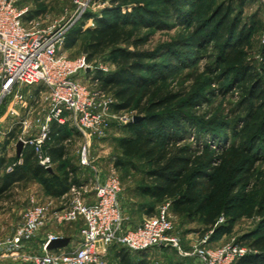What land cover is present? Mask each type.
Segmentation results:
<instances>
[{
    "label": "trees",
    "instance_id": "trees-1",
    "mask_svg": "<svg viewBox=\"0 0 264 264\" xmlns=\"http://www.w3.org/2000/svg\"><path fill=\"white\" fill-rule=\"evenodd\" d=\"M111 1L115 4L130 0ZM207 1L162 0V12L140 7L132 15L115 14L119 12L117 8L107 9L96 20V27L85 31L89 37L86 59L90 63L107 56L116 70L97 71L93 80L97 81L101 91L113 96L116 112L134 111L136 116L143 115L142 121L128 123L124 127L127 135L117 140L122 159H140L147 166L140 185L142 195L154 204L169 203L174 216L197 223L202 228V235L212 231L211 239L231 232V225H218L220 218L232 224L243 216L256 215L261 219L260 226L242 240L250 251L236 264H264V184L253 185L257 164L264 161V117L257 115L259 110H264V51L258 67L248 65L251 35L241 23L244 3L232 17L234 11L230 6L223 3L206 6ZM84 18L86 15L81 22ZM172 20L178 25L194 24L195 32L204 33L209 29L196 43V51L204 52L208 48L214 51V63L206 71L215 77L214 81L227 82L221 87L220 94L238 89L239 106L244 115L227 125L232 136L243 133L236 146L223 147L226 137H218V133H212L207 127H198V132H211L216 148L202 145L200 137L194 147L183 143L187 133L184 126L187 123L194 126V123L189 112L180 109L183 106H179L180 99L185 97L182 104L190 110L210 101L213 91L207 97L203 88L187 95L164 92L162 85L144 75L157 66L149 63L157 53L145 49L152 34L141 36L138 30L128 27L138 25L160 31L167 29ZM81 24L77 23L68 32L65 49L77 44L82 36ZM240 122H243L242 130L237 127ZM64 129L57 126L52 129L49 155L52 161L59 160L53 172L40 167L30 149L25 150L22 164L11 172H5L7 160L0 157V202L13 195L8 193L13 187L27 181L39 182L52 197L65 195L71 185L81 186V180L76 177L77 167L62 160L65 153L63 140L67 136L63 134ZM153 131L157 133L153 134ZM259 144L261 147L258 148ZM117 166H123L122 161L119 160ZM154 212L151 205L145 215L153 217ZM121 250L124 251L119 256L122 264H134L129 254L132 252ZM146 254L135 253L139 259L137 264H145Z\"/></svg>",
    "mask_w": 264,
    "mask_h": 264
},
{
    "label": "built area",
    "instance_id": "built-area-1",
    "mask_svg": "<svg viewBox=\"0 0 264 264\" xmlns=\"http://www.w3.org/2000/svg\"><path fill=\"white\" fill-rule=\"evenodd\" d=\"M86 1L87 4H83ZM92 0H75V11L40 27L37 17L25 19L27 9H19V0H0V107L10 99L6 118L9 130L0 129V157H9L11 149L16 161L7 168L11 172L23 162L30 149L37 164L52 170L49 155L54 126L68 127L85 138L103 139L110 128L113 104L106 93L83 84L84 74L91 69L85 59L67 60L60 54L68 32L85 16ZM260 5L264 23V0ZM88 81L97 82L93 77ZM136 114L123 119L126 126ZM18 138L10 139L15 128ZM4 138L8 144H4ZM22 143L19 155L16 145ZM80 166L88 169L92 191L84 193V185H71L60 206L33 203L22 210L14 233L0 242V264H106L109 248L119 247L129 252H148L168 247L181 253L180 239L174 235L169 219V203L158 208V214L135 227L127 225L122 205V185L115 171L103 172L87 158L85 150ZM92 197V198H91ZM90 200V202H89ZM62 207V208H61ZM82 223L81 242L68 250H48L51 241L59 237L52 231L65 224ZM45 235L40 252L29 253L26 246ZM203 264H236L249 251L238 246L215 252L195 251ZM189 256L188 253H182Z\"/></svg>",
    "mask_w": 264,
    "mask_h": 264
},
{
    "label": "rangeland",
    "instance_id": "rangeland-1",
    "mask_svg": "<svg viewBox=\"0 0 264 264\" xmlns=\"http://www.w3.org/2000/svg\"><path fill=\"white\" fill-rule=\"evenodd\" d=\"M162 0H130L127 3H115L111 0H92L89 3V8L86 12V17L79 20L78 23L82 27V36L79 38L77 44L70 49L63 47L60 54L67 60L74 61L78 59H85L87 62V50L88 35L87 29H93L96 27V20L103 16L104 11L107 9L117 8L118 13L115 14H135L140 7L147 9H154L162 12L163 5ZM223 3L225 6H230L234 11L232 17L238 14L239 6H242L241 23L243 27H246L247 32L251 35L250 45L251 49L248 52V58L246 62L248 65L258 67L262 60V53L264 51V23L263 13L260 5L255 0H208L206 6L212 5L213 7ZM83 4H87L83 1ZM19 9H27L28 13L25 19L38 18L40 27H46L49 24L59 21L61 19H68L75 11V0H19L17 3ZM85 17V16H84ZM128 28L138 30L141 36L152 34L151 41L145 46L148 51H153L156 54V58L149 63L157 64L148 75L155 83L162 85L164 92H176L181 94H188L193 90H204V94L210 95V91H213L211 100L207 103L195 106L192 109L182 104L185 97L180 99V104L183 105L180 109L189 112V115L193 121L194 126H190L188 123L184 126L186 133V140L183 143L192 145L193 147L198 145L196 143L197 137L201 138L202 145H209L211 148H216L214 141L212 140V133H218V137H226L223 147H231L237 145L239 139L243 137V133L238 137H234L230 133V128L227 125L238 116L243 117V110L239 106V92L235 88L229 93L220 94V89L227 82L222 83L221 80L214 81V76L207 73L206 68L211 67L213 62V54L210 48L207 51H196V43L200 41L204 33L195 32V25L184 26L178 25L174 20L168 22V28L164 30H154L140 27L138 25H130ZM91 73L84 74L86 80H82V77H78L85 86L100 90L97 82L88 81L97 71L103 73L115 71L116 67L108 60L107 56L96 58L92 62L88 63ZM206 81L209 84H206ZM209 91V92H208ZM108 99L113 104L110 117V128L106 132L103 139H90L85 138L81 134L75 135V140L69 143V164H72L79 169L78 176L84 185V193L88 194L92 191V186L89 182L91 172L87 169L84 170L80 166V158L85 150L86 156L90 161L94 162V165L102 169L103 172L115 171L119 177L122 185L132 187L136 184L137 187L142 185V179L146 172L147 166L140 159H122L120 150L118 148L117 140L123 136H126L124 131L123 119L128 118L131 114H136L134 111H119L114 110V104L116 103L113 96L106 94ZM10 99H6L0 107V129L2 132L9 130V122L6 118V110L8 108ZM260 118L264 117V110L257 112ZM143 117V115H140ZM198 127L210 128L208 134H202L198 132ZM238 130L243 129V122L238 125ZM21 133V129L18 127L11 132L10 139H17ZM157 133L156 131L152 132ZM210 133V134H209ZM226 136H222V135ZM4 144H8V140L4 138ZM261 144L258 145V148ZM257 150H254L256 153ZM6 158V168L12 166L16 161L15 156L10 149L9 157ZM122 161L123 166L118 167L117 163ZM257 171L254 177V184H264V161L257 164ZM4 172V171H3ZM40 183L37 181L22 182L17 187L18 192H15L12 196L7 197L4 203L0 204V242L5 238L12 235L11 223L15 220L19 213L20 205L24 202L27 205L33 203L49 205V210L52 211L55 206H60L59 201L50 197L47 194H42L40 190ZM259 187V186H258ZM9 193V192H8ZM162 206V205H161ZM159 206L158 208H160ZM158 209L155 210L154 216L158 214ZM170 208L168 209L169 219L174 225V235L180 239L181 253L172 248H154L147 252L144 258L145 264H203L199 259L195 251H208L215 252L225 247L238 246L240 248L250 251L248 245L245 244L243 238L250 235L260 226L261 219L253 214V216H243L237 219L234 223L228 224L225 218H220L218 225L228 227L231 225V232L220 234L211 239L212 231H208L202 235V228L195 222L190 223L181 219H174L170 214ZM127 216V215H126ZM130 217V216H129ZM128 218V217H127ZM150 217H143L137 212V215L131 216L127 219V225L129 227H135L140 225L143 221ZM65 226V225H64ZM63 226L57 228L54 227L52 231L57 233H65L70 235H78L82 223L78 221L71 228ZM192 235L189 236L190 233ZM198 232V240L195 238V233ZM188 233V234H187ZM187 236V237H186ZM184 238V239H183ZM105 262L106 264H122L120 255L124 254V251L119 247L109 248L107 251ZM182 253H188L189 256H185ZM132 255L131 259L134 264H137L139 260L135 253H129Z\"/></svg>",
    "mask_w": 264,
    "mask_h": 264
},
{
    "label": "crops",
    "instance_id": "crops-1",
    "mask_svg": "<svg viewBox=\"0 0 264 264\" xmlns=\"http://www.w3.org/2000/svg\"><path fill=\"white\" fill-rule=\"evenodd\" d=\"M65 128L66 129H64L63 134H66L67 136H66L65 140H63V146L65 147V151H64L65 153H64V155L62 157V160H66L67 163H69V161H70V159H69L70 158V155H69V146H70V144L69 143H72V141L75 140L74 139L75 135L76 134H80V133H78L77 131H74L73 129H70L68 127H65ZM55 161L56 162L53 161L54 162V166H53L51 172L55 171L56 168H57L59 160L57 161V159H55ZM78 173H79V169L77 167L76 177L80 179V177L78 176ZM40 190H41L42 194H47L41 185H40ZM10 192L12 194H14L15 192H18L17 187H13L9 191V193ZM63 196L54 197V199L59 201V200L63 199ZM50 197H52V196H50ZM121 199H122L123 208L125 210V213H126L128 219H130L131 216L137 215V212L140 213L143 217H148L147 215H145V211H147L149 206L153 205L154 206V210H157L158 207L161 206L160 204H154L152 200H149L148 198L143 196L141 191H140V186L137 187L136 184L133 187H132V185L131 186H129V185L128 186H124V188L122 190V194H121ZM63 200L68 205L69 199L66 197ZM89 202H90V200H89ZM1 203H4V202H0V204ZM20 206L21 207L19 209L18 215L16 216L15 220L13 221V223H11V232H12V234L15 231L16 224H17V222H18V220L20 218V214H21L22 210H24L29 205H27L26 203L23 202ZM170 214H171L172 218L179 219L176 216H174L172 213H170ZM73 225H75V223L74 224H65V226L62 225L63 226L62 228H64V227L71 228ZM81 229H82V227H81ZM81 229H80L78 235H74V236L70 235V234H66V232L65 233L64 232L63 233H58L59 237L68 238L70 240L69 245L66 248L59 249V250L64 251V250H68V249H70L72 247L77 246L82 240V237H81V234H80ZM188 233H190V232H188ZM191 233H193V232H191ZM191 233L189 234V236L192 235ZM195 234H196L195 238H197V240H198V235H199L198 232H196ZM44 239H45V235H40V237H38L37 239H35L34 241H32L31 243H29L26 246V251L29 252V253L40 252L41 251V246H42V243H43ZM162 248H166V247H162ZM50 251H57V250H50ZM107 254H109V253H107Z\"/></svg>",
    "mask_w": 264,
    "mask_h": 264
},
{
    "label": "water",
    "instance_id": "water-1",
    "mask_svg": "<svg viewBox=\"0 0 264 264\" xmlns=\"http://www.w3.org/2000/svg\"><path fill=\"white\" fill-rule=\"evenodd\" d=\"M143 117L140 116H135L133 118V122H137V121H142ZM22 149V143L18 142L16 145V152L17 155L20 154ZM48 171L51 172V170L49 169ZM70 240L68 238H57L54 239L53 241H51L48 245V250H59V249H64L69 245Z\"/></svg>",
    "mask_w": 264,
    "mask_h": 264
}]
</instances>
